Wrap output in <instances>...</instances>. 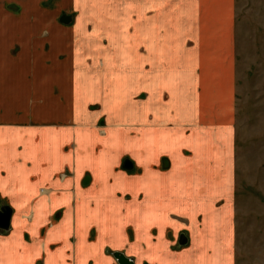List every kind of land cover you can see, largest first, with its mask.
<instances>
[{
    "label": "crops",
    "instance_id": "crops-1",
    "mask_svg": "<svg viewBox=\"0 0 264 264\" xmlns=\"http://www.w3.org/2000/svg\"><path fill=\"white\" fill-rule=\"evenodd\" d=\"M100 1L95 12L92 0H56L37 24L0 20L13 33L0 42V207L13 209L0 264H120L116 253L236 264V0ZM67 9L70 26L57 21ZM100 42L137 56L134 72L120 71L138 78L133 116L107 111L118 46ZM89 59L106 65L83 69ZM117 136L138 137L139 160L115 151Z\"/></svg>",
    "mask_w": 264,
    "mask_h": 264
},
{
    "label": "rangeland",
    "instance_id": "rangeland-1",
    "mask_svg": "<svg viewBox=\"0 0 264 264\" xmlns=\"http://www.w3.org/2000/svg\"><path fill=\"white\" fill-rule=\"evenodd\" d=\"M29 1L31 4L25 6ZM49 1L50 3L46 4L45 0H39L38 6L34 8L33 0H0V20L4 16L13 15L20 18V25L25 22V19L26 21L31 19L36 24L40 23L44 7L56 2V0ZM91 6L95 12L104 8L100 0H92ZM70 11L67 9L63 15L71 14ZM61 17L62 14L57 17V21L62 25L70 26L76 21L77 15L72 16L69 24L62 22ZM12 35L11 31L0 34V42L10 41L13 38ZM100 43L101 50L105 48L109 51L112 44L118 46L115 53V66L119 72L110 74L104 84L115 95V99L107 105V111L116 118H125L130 114L133 116L134 111L125 106L126 93L129 90H139L138 78H135L132 73L120 71L134 72L139 65L137 56H131L128 60L123 58L119 52L121 42ZM131 43L130 49L134 53V42ZM108 51L105 54L108 55ZM235 56V262L236 264H264V0H236ZM109 61L113 63L111 59ZM93 62L94 59L85 64L83 69L102 70L106 65L103 59H99L92 65ZM88 81L83 84L82 92L88 99L94 100L98 93L97 81ZM86 89L90 92H86ZM94 107L98 109L99 106ZM101 119L98 124L104 125L105 118ZM88 120L91 121L88 125L97 126L96 120L91 119L90 116ZM136 138L138 137L126 142L121 137L116 139L115 151L130 148L139 160V145Z\"/></svg>",
    "mask_w": 264,
    "mask_h": 264
},
{
    "label": "water",
    "instance_id": "water-1",
    "mask_svg": "<svg viewBox=\"0 0 264 264\" xmlns=\"http://www.w3.org/2000/svg\"><path fill=\"white\" fill-rule=\"evenodd\" d=\"M61 21L66 24H69L72 21V16L64 14L61 17ZM12 213L13 211L9 206H3L2 208H0V229L1 230L8 231L10 229ZM115 256L118 259L120 264H134V262L131 259L127 258L122 253H116Z\"/></svg>",
    "mask_w": 264,
    "mask_h": 264
},
{
    "label": "flooded vegetation",
    "instance_id": "flooded-vegetation-1",
    "mask_svg": "<svg viewBox=\"0 0 264 264\" xmlns=\"http://www.w3.org/2000/svg\"><path fill=\"white\" fill-rule=\"evenodd\" d=\"M132 169H133V166H130ZM129 168V167H128ZM3 206H8V205H3ZM3 206H1L0 208H2ZM11 209H12V207L11 206H9ZM12 211H13V209H12ZM13 214V213H12ZM12 219V218H11ZM10 228H11V226H10ZM1 230V229H0ZM10 230V229H9ZM8 230V231H9ZM1 231H4V232H8V231H5V230H1Z\"/></svg>",
    "mask_w": 264,
    "mask_h": 264
},
{
    "label": "trees",
    "instance_id": "trees-1",
    "mask_svg": "<svg viewBox=\"0 0 264 264\" xmlns=\"http://www.w3.org/2000/svg\"><path fill=\"white\" fill-rule=\"evenodd\" d=\"M126 165H128V164H126Z\"/></svg>",
    "mask_w": 264,
    "mask_h": 264
}]
</instances>
